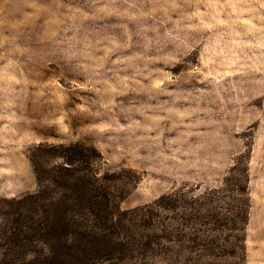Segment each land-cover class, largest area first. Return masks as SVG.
Returning <instances> with one entry per match:
<instances>
[{"label":"rangeland","instance_id":"374dc122","mask_svg":"<svg viewBox=\"0 0 264 264\" xmlns=\"http://www.w3.org/2000/svg\"><path fill=\"white\" fill-rule=\"evenodd\" d=\"M51 144H82L122 209H213L157 210L155 250L103 264H264V0H0V264L44 249L2 204Z\"/></svg>","mask_w":264,"mask_h":264},{"label":"trees","instance_id":"16d2710c","mask_svg":"<svg viewBox=\"0 0 264 264\" xmlns=\"http://www.w3.org/2000/svg\"><path fill=\"white\" fill-rule=\"evenodd\" d=\"M82 146L51 144L43 149L39 147L44 152H35L32 157L37 190L20 198L4 199L2 209L8 217L20 210L18 217L25 219L15 230L22 238L19 243L36 239L44 248L38 250L42 253L34 259L25 257L23 264H96L95 258H86L85 253L105 255L101 257L100 264H103L114 257L123 259L135 252L154 251L146 239L145 229L156 231L163 224L159 219L155 222L157 210L173 207L178 211L179 207H184L181 218L185 221L212 217V207L202 211L192 206L188 208L189 201L182 205L178 198L168 194L146 210L122 209L103 186L108 175L90 171V166L84 171L76 165L86 155ZM54 157L62 158L63 162L51 161ZM184 222L182 225H187ZM180 225L177 223L171 231L179 232Z\"/></svg>","mask_w":264,"mask_h":264}]
</instances>
